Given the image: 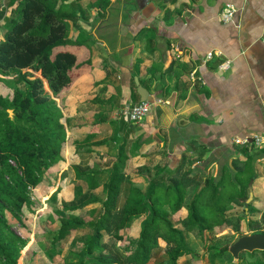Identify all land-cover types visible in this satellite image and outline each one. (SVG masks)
I'll return each mask as SVG.
<instances>
[{
  "label": "crops",
  "instance_id": "obj_1",
  "mask_svg": "<svg viewBox=\"0 0 264 264\" xmlns=\"http://www.w3.org/2000/svg\"><path fill=\"white\" fill-rule=\"evenodd\" d=\"M97 1L84 6L89 19L69 25V36L83 40L78 51L89 50L80 61L91 64L58 97L66 122L75 118L87 132L75 130L78 144L114 138L112 153L126 142L144 155L157 146L165 164L186 153L192 168L214 177L250 155L249 203L264 201V143L253 141L264 138V0H107L104 10ZM227 4L237 8L230 22L221 16ZM15 8L0 0V40ZM209 52L215 55L205 61ZM225 61L229 70L220 69ZM144 101L151 111L130 123L126 107Z\"/></svg>",
  "mask_w": 264,
  "mask_h": 264
},
{
  "label": "trees",
  "instance_id": "obj_2",
  "mask_svg": "<svg viewBox=\"0 0 264 264\" xmlns=\"http://www.w3.org/2000/svg\"><path fill=\"white\" fill-rule=\"evenodd\" d=\"M105 2L107 0L100 3L103 10ZM74 3L82 5L75 0H12L16 8L7 20L4 39L0 40V73L14 74V83L22 85L12 101L0 99L5 108L0 111V264H18L25 245L23 238L8 229L6 207L21 211L31 202V188L42 182L50 168L58 172L66 161L63 112L45 92L43 80L64 100L65 92L91 64L90 60L80 61L77 53L69 50L70 45L78 42L69 36L70 21L87 19L74 8H64ZM33 71H41L43 80L32 78ZM0 81L5 83L1 76ZM9 109H13L14 117L10 116ZM125 143L120 145L119 155L110 170L74 167L76 179L63 196L81 197L84 186L80 181H85L91 190L98 188L101 185L98 175L108 172L109 179L103 185L106 198L99 209H92L93 217L87 220L72 213L63 215V212L81 209L79 205L69 204L64 197L61 209L56 211L60 225L50 232L51 244L44 253L50 263L63 253V245L74 231L91 232L86 240L75 244L81 248L83 257L57 264H148L154 250L163 242L171 245L170 264H182L180 259L196 255L191 233L197 230L202 240L207 231L223 233L233 224V218L226 213L232 206L243 208V214L237 216L238 228L242 230L241 221L247 218L250 206L247 201L255 179L250 155L241 160V165L234 162L236 171L231 165H225L221 174L214 177L192 168L194 161L185 153L182 161L176 159L153 169L148 166L144 171L148 186L143 189L133 185L125 171L129 159ZM187 163L190 164L188 169L185 168ZM126 185V197L119 206ZM96 200L93 194L88 203ZM138 220L139 234L130 237L129 231ZM249 222L254 233L261 232V224ZM75 247L72 250H76ZM243 252L241 258L245 256ZM226 254L232 256L229 246L215 251L211 259L224 258ZM42 264L48 261L45 259Z\"/></svg>",
  "mask_w": 264,
  "mask_h": 264
},
{
  "label": "rangeland",
  "instance_id": "obj_3",
  "mask_svg": "<svg viewBox=\"0 0 264 264\" xmlns=\"http://www.w3.org/2000/svg\"><path fill=\"white\" fill-rule=\"evenodd\" d=\"M78 1L82 5H74L69 4L65 5L64 8H74V10H78L80 16L86 15L87 19L91 17V14L84 10V6L88 5V3H92V1L98 5L97 0H75ZM124 1V0H123ZM128 3L130 1L125 0ZM111 2H105L106 8H110ZM94 7L92 3L88 8L91 10V7ZM114 9V8H113ZM111 9V10H113ZM97 10V9H96ZM86 12V13H85ZM82 20L85 21L86 19L82 17ZM81 39L78 42L73 43L71 49L77 52V55L81 53V55L85 52L82 50L78 51L79 47H83L84 44L81 43ZM80 44V46H79ZM86 45V44H85ZM89 52V50H88ZM87 60V59H84ZM30 71H32L30 69ZM34 76L32 78H43L41 77V71H33ZM0 76L5 79V83L0 81V99L12 101L15 97V93L17 89L22 85H17L14 83L15 75L12 73H0ZM43 76V75H42ZM44 81L45 92L55 99L57 104L59 105V98L55 95L54 91L51 89L49 82L46 84ZM49 86V87H48ZM0 100V101H2ZM65 105V103H64ZM63 105V107H65ZM4 106L0 103V111H4ZM12 113L10 114L11 117H14L13 109ZM62 110V108H61ZM63 112V111H62ZM74 112V111H73ZM61 121L65 124V129L67 133V139L65 142V151H66V161L60 166L59 171L50 168L47 172L45 177L42 179V182L37 186L31 188L30 197L31 202L24 205L21 211H17L13 209L11 206H7L4 215L5 220L8 223V229L15 233L16 235L20 236L25 240V245L21 249V254L18 259V264H42L45 262V259L48 261V264H57L58 262H62L63 260L75 261L80 260L83 257L81 253V248H78L75 244L76 242H83L87 239V237L91 234L90 231H74L69 238L68 242L63 245V253L59 256H55L53 258L54 261L51 263L44 255L45 251L51 244L50 239V232L55 230L59 227V220L56 219V211L61 209L62 202L64 200L63 192L69 189L71 190L73 186V181L76 179V171L74 167L80 168H95V169H106L110 170L112 168L115 160L119 155V150L116 149L117 147L114 146V153H112V145L115 141L114 138L112 140H103L108 142L109 144H102L100 142H92L96 143L92 145L91 140L87 142L81 143L79 140L76 139V132L75 130L79 131L81 134L80 136L86 134L87 132H81L80 128L77 127L74 123L75 118L71 119L70 122H66L64 119V115L61 118ZM91 139V138H90ZM132 141V140H130ZM103 145V146H102ZM157 148L158 147H154ZM116 149V150H115ZM157 149H153L148 151L146 155L141 152V149L137 146V144L128 143L127 145V154L129 156L127 167L125 171L128 175V178L132 180V184L136 185L140 188L145 189L148 186V182L144 175V171L148 166L150 168H154L157 165H165L168 162V159H165L163 156L160 158L157 157V154H160L161 151L157 152ZM157 152V153H156ZM146 156V157H145ZM190 160H194L189 158ZM77 162V163H76ZM10 163L13 166H16V162L13 159H10ZM189 163V162H188ZM186 164L185 168H190V164ZM151 165V166H150ZM9 178V177H7ZM98 181L100 182V186L94 190H91L87 187V183L85 181H80V183L84 186L83 195L77 199H71L72 197H65L66 201L69 204L79 205L81 206L80 210L74 212H63V215L74 214L79 216L83 219H91L92 209L100 208L102 206L103 201L106 198V191L104 188V183L109 179V173L103 172L100 173L97 177ZM63 185V186H62ZM62 186V188H60ZM264 187V186H263ZM128 186L126 185L123 188V192L120 198L119 206H122L124 199L126 197V191ZM194 192V190H193ZM95 194L97 196V200L94 202H89L90 198ZM192 194V192L190 193ZM56 195V198H53ZM51 208L50 211L47 212V209ZM247 218L241 221L242 223V230H239V220L238 215L243 214V208L241 207H230L226 211L228 216L233 218V224L229 229L225 230L223 233H215L213 231L206 232V238L204 240L200 239L197 236V230L191 233L192 240H193V247L196 250V255H192L189 257H184L181 260L182 264H264V252L261 250H257L254 253L249 251L243 252L242 258L241 253L239 257L236 259L234 256H230L228 254L225 255L224 258H218L216 260L211 259V255L215 251H219L220 249L229 246L231 247L240 237L244 235H248L252 230L250 227V220L255 222L256 224H261L260 231L264 233V201L259 200L258 198L252 200L250 202L249 209L247 210ZM258 217V219H256ZM49 218H54L55 221H50ZM254 220V221H253ZM139 221L136 222V225L131 228L129 231L130 237H135L139 234ZM252 232L251 234H253ZM108 240V239H107ZM105 240V241H107ZM120 243V242H119ZM78 245V244H77ZM76 246V247H75ZM170 244L163 242L160 247L154 250L153 260L150 263L155 262V264H170L168 251L170 248ZM76 250H72L74 248ZM242 262V263H241ZM149 263V264H150Z\"/></svg>",
  "mask_w": 264,
  "mask_h": 264
},
{
  "label": "built area",
  "instance_id": "obj_4",
  "mask_svg": "<svg viewBox=\"0 0 264 264\" xmlns=\"http://www.w3.org/2000/svg\"><path fill=\"white\" fill-rule=\"evenodd\" d=\"M237 13V8L233 4H227L224 6L221 12V16L224 22H230L234 19L235 15ZM215 53L214 52H209L206 56L205 61H209L214 57ZM220 55V54H217ZM231 67L230 61H225L222 62L220 65L221 70H229ZM191 78L195 80V72L191 73ZM152 104L148 101H144L138 104H133V105H128L125 109V115L127 120L132 123V124H138L142 122L146 116L149 114L151 111ZM254 143L258 146H263L264 143V138L261 136H255L253 139ZM236 143H241L245 144L248 143V140L244 139H236Z\"/></svg>",
  "mask_w": 264,
  "mask_h": 264
},
{
  "label": "water",
  "instance_id": "obj_5",
  "mask_svg": "<svg viewBox=\"0 0 264 264\" xmlns=\"http://www.w3.org/2000/svg\"><path fill=\"white\" fill-rule=\"evenodd\" d=\"M9 113H12V110L9 109ZM65 119V118H64ZM251 198L248 199V203ZM254 250H264V233L257 232L253 234H248L240 237L231 247L230 252L234 258H238L240 253L243 251L252 252Z\"/></svg>",
  "mask_w": 264,
  "mask_h": 264
}]
</instances>
